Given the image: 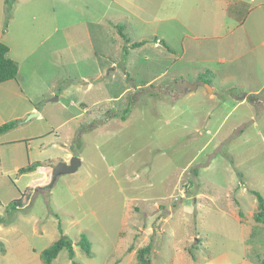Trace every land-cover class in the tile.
Wrapping results in <instances>:
<instances>
[{"label":"rangeland","instance_id":"374dc122","mask_svg":"<svg viewBox=\"0 0 264 264\" xmlns=\"http://www.w3.org/2000/svg\"><path fill=\"white\" fill-rule=\"evenodd\" d=\"M0 41V264L264 258V0H0Z\"/></svg>","mask_w":264,"mask_h":264},{"label":"trees","instance_id":"16d2710c","mask_svg":"<svg viewBox=\"0 0 264 264\" xmlns=\"http://www.w3.org/2000/svg\"><path fill=\"white\" fill-rule=\"evenodd\" d=\"M124 38L127 42H130L126 37ZM143 44H144V41L134 42L133 46L139 47V46H142ZM9 51H10L9 46L5 44L4 42L0 41V83L15 79L18 75L19 66L12 58L8 56ZM129 112H130L129 108L125 109L121 115V118L123 120H126ZM17 123L18 121L11 120V121H8L0 125V135L15 128ZM41 165L42 164L40 163V161H36V162L29 164L26 167H21L19 171L21 173L32 172ZM253 192L256 194L257 199H258V211L254 214L255 219L260 223H264V196L257 190H254ZM18 200L19 199H17L16 201H13V203L11 204L12 209L18 208V205H19ZM1 218L2 217L0 216V219ZM78 244L81 246V248L86 253L88 254L91 253L92 242L90 241V239L88 238L86 234L81 235V238ZM64 248L68 250L69 257L72 259V264H82L81 262L76 261L74 259L75 257L74 243L71 237H69L68 235H62L53 244H51L49 247L44 249L41 253V257L46 264H51L52 261L58 257L59 253ZM149 251H150V245L140 249V252H139L140 264H150L149 260L146 258V255L149 253ZM258 264H264V258L260 259Z\"/></svg>","mask_w":264,"mask_h":264},{"label":"water","instance_id":"95a60500","mask_svg":"<svg viewBox=\"0 0 264 264\" xmlns=\"http://www.w3.org/2000/svg\"><path fill=\"white\" fill-rule=\"evenodd\" d=\"M200 84H201L200 80L192 82V83L187 82L185 86V90L186 91L195 90L198 88ZM205 85L208 87L209 89L208 91H212V87L208 83H206ZM33 115H39V112L33 113ZM33 115H31V117ZM81 163H82V160L77 155H72L69 162L60 161L53 168V178H52L51 183L49 184V187H52L55 184L56 180L58 179L60 175L76 172L78 168L80 167Z\"/></svg>","mask_w":264,"mask_h":264},{"label":"crops","instance_id":"0c3cea01","mask_svg":"<svg viewBox=\"0 0 264 264\" xmlns=\"http://www.w3.org/2000/svg\"><path fill=\"white\" fill-rule=\"evenodd\" d=\"M197 80H200V79H197ZM201 81V84L198 86V87H200L201 85H202V81L203 80H200ZM203 84H204V82H203ZM212 90H213V88H212ZM41 168V167H40ZM31 173H34V172H31Z\"/></svg>","mask_w":264,"mask_h":264}]
</instances>
